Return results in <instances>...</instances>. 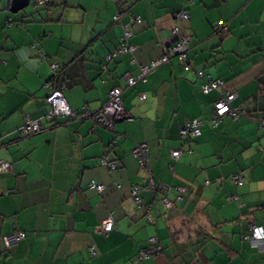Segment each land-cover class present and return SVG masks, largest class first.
Returning a JSON list of instances; mask_svg holds the SVG:
<instances>
[{
	"label": "crops",
	"instance_id": "obj_1",
	"mask_svg": "<svg viewBox=\"0 0 264 264\" xmlns=\"http://www.w3.org/2000/svg\"><path fill=\"white\" fill-rule=\"evenodd\" d=\"M10 1L0 0V160L11 165L0 176V264H264V250L246 239L251 225L264 229V0H51L17 14ZM182 10L192 70L169 56L127 88L125 76L168 54ZM125 28L135 51L108 61ZM52 65L50 83L72 112L99 110L119 88L126 119L112 129L46 121ZM195 71L223 85L205 95ZM227 92L243 115L212 127L214 103ZM25 118L41 131L20 137ZM193 119L199 135L181 140ZM138 144L147 146L154 194L132 153ZM109 215L113 229L104 233ZM17 232L25 238L7 248L3 238ZM152 237L161 251L137 261Z\"/></svg>",
	"mask_w": 264,
	"mask_h": 264
},
{
	"label": "built area",
	"instance_id": "obj_2",
	"mask_svg": "<svg viewBox=\"0 0 264 264\" xmlns=\"http://www.w3.org/2000/svg\"><path fill=\"white\" fill-rule=\"evenodd\" d=\"M48 0H34V2L38 5H43ZM116 20V17H115ZM136 22H139V19H134ZM174 20L176 25L172 29L173 40L168 48V54L160 57L157 60L151 61L146 66L141 67L138 75L135 78H131L129 76H125L124 79L126 81V87L130 88L136 85L138 82L145 81V78L148 74L154 71L160 65L166 63L169 60V56H172L178 60L180 65L183 67L184 71H191V65L188 62V51L190 49L189 42L190 39L185 35L181 34L179 22H185L188 20V13L186 10H182L177 14H174ZM133 21V20H132ZM219 28H225L223 24L218 23ZM132 36V33L128 29H124L123 35L121 38V44L119 48L113 52L112 55L107 56V60L110 61L113 57L125 54L132 53L135 51V47L129 43V40ZM52 71L54 73L58 70V65L51 66ZM196 76L202 80L201 92L203 94H209L212 91H217L222 85V81L219 79H210L205 76L202 71H195ZM47 87L52 89L51 93L47 96V103L49 105V110L45 116L46 121H52L56 118H75L80 120L91 119L94 124L100 125L106 129H112L116 121L125 117L124 110L121 105V90L119 88H112L108 92L106 103L97 111L89 112L85 107H82L78 113L72 112L68 104L66 103L62 92L60 89H53L51 84H47ZM234 93H225L222 95L215 103H214V115L211 119L212 127L217 126L218 121L223 117L229 116L230 118L237 119L239 116V110L237 108L231 107L230 103L234 99ZM145 96L143 94L140 95V100H144ZM201 123L196 120H190L186 123V125L180 130L179 135L182 140H187L194 138L199 135V128ZM41 123L38 120H31L29 118H25L22 126H20L17 130L18 135L22 138H29L35 134H38L41 131ZM134 157L138 160L139 165L142 169L146 171V188L151 193L154 194L158 191L152 177L150 175L149 168L147 166V146L146 144H138L132 151ZM180 151H173L172 157L176 158L179 156ZM102 164L110 166L111 170L115 169V165L113 163H107V158H103L101 160ZM11 165L7 161L0 160V176L10 173ZM233 182L237 185H241L243 182V178L238 174L232 177ZM91 189L96 190L101 193L104 189L102 185H97L95 183H91ZM166 189V188H164ZM179 191L183 190L179 188ZM132 195L134 198L135 206L138 209L144 208L142 200L138 196V190L135 188L132 190ZM181 200L180 197H178ZM162 204L165 208H170L171 203L166 199L162 198ZM146 220L152 222V217L149 212L145 215ZM114 220L111 215H109L104 221L102 226V232L108 233L113 229ZM249 235L246 239L249 240L252 246L257 247L259 250H264V229L260 226L251 225L249 229ZM25 238V234L23 232H17L14 234L7 235L3 238L4 245L7 248H10L16 245L18 242L22 241ZM161 251V246L159 245V240L155 237L149 238L147 240V246L140 253V255L136 258L137 261H143L149 259ZM91 253L94 254V251L91 249Z\"/></svg>",
	"mask_w": 264,
	"mask_h": 264
},
{
	"label": "water",
	"instance_id": "obj_3",
	"mask_svg": "<svg viewBox=\"0 0 264 264\" xmlns=\"http://www.w3.org/2000/svg\"><path fill=\"white\" fill-rule=\"evenodd\" d=\"M31 0H11L9 11L12 14H17L20 11H23L26 7H28ZM126 118H122L116 122H120L125 120Z\"/></svg>",
	"mask_w": 264,
	"mask_h": 264
},
{
	"label": "trees",
	"instance_id": "obj_4",
	"mask_svg": "<svg viewBox=\"0 0 264 264\" xmlns=\"http://www.w3.org/2000/svg\"><path fill=\"white\" fill-rule=\"evenodd\" d=\"M125 1L126 2H128V1H130V0H117V5H120V4H122V5H125L126 3H125ZM33 3H34V6H37V7H46V6H48V5H50L51 4V0H48L45 4H43V5H38V4H36L34 1H33ZM37 11H39V10H37ZM57 74H58V71L56 72V73H54L53 74V76L50 78V80L47 82V84H51L50 82L52 81H54V79L57 77ZM52 87H53V85H51ZM235 108V107H234ZM238 109V108H237ZM239 110V116L240 115H243V110H240V109H238ZM239 116H238V118H239ZM184 127V126H183ZM182 127V128H183ZM181 130V129H180ZM180 130H179V132H180ZM178 136L180 137V135H179V133H178ZM181 139V138H180ZM182 140V139H181ZM185 140V139H184ZM187 140H189V139H187Z\"/></svg>",
	"mask_w": 264,
	"mask_h": 264
},
{
	"label": "rangeland",
	"instance_id": "obj_5",
	"mask_svg": "<svg viewBox=\"0 0 264 264\" xmlns=\"http://www.w3.org/2000/svg\"><path fill=\"white\" fill-rule=\"evenodd\" d=\"M34 0H31L28 7H26L23 11L21 12H24V11H27V10H30V9H38L37 6H34V3H33Z\"/></svg>",
	"mask_w": 264,
	"mask_h": 264
}]
</instances>
